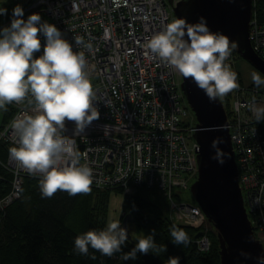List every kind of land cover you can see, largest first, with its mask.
Returning <instances> with one entry per match:
<instances>
[{"label": "built area", "instance_id": "1", "mask_svg": "<svg viewBox=\"0 0 264 264\" xmlns=\"http://www.w3.org/2000/svg\"><path fill=\"white\" fill-rule=\"evenodd\" d=\"M250 39L255 50L264 58V20L258 14L264 11V0H252ZM124 0H39L24 10L23 19L33 13L41 21L55 25L74 50L85 51L94 91L95 106L100 118L93 121L80 134H75V122L66 121L64 135L76 140L81 152L80 163H87L94 172L93 186L119 187L133 193L136 186L158 188L171 203L173 223L199 227L207 216L195 201L175 200L177 187L189 186L198 173L196 146L192 122L197 121L182 91L179 72L149 54L145 48L151 37L137 23L128 22ZM159 12L149 13V23L163 30L172 21L167 0L157 4ZM142 13L143 10L130 6ZM12 19V18H11ZM11 23V20H10ZM75 36L90 40L93 49L78 48ZM135 40H132V39ZM43 54L45 38L40 34ZM236 54L226 61L237 73L239 88L229 94L232 118L230 136L236 156L240 186L244 203L264 245V122L257 123L252 108L264 107V88L246 82L236 66ZM10 121L0 130V141L11 147L17 137L12 121L32 114L27 103L15 104ZM108 105V106H107ZM0 166L12 173L11 187L0 195V221L9 203L20 197L25 176L8 153ZM3 176V174H0ZM140 175V177H138ZM197 247L207 252L211 238L202 232L196 237Z\"/></svg>", "mask_w": 264, "mask_h": 264}, {"label": "clouds", "instance_id": "2", "mask_svg": "<svg viewBox=\"0 0 264 264\" xmlns=\"http://www.w3.org/2000/svg\"><path fill=\"white\" fill-rule=\"evenodd\" d=\"M7 13V8L0 7V16ZM23 16L24 9L17 4L12 9L10 25L0 29V110L6 112L7 105L26 102L32 113L12 121L18 146L10 147L9 155L29 175L42 177L41 198L50 199L58 191L69 196L87 195L94 180L93 169L80 163L76 140L64 132L66 121L75 122L78 135L100 118L89 62L85 51L74 50L62 32L42 22L38 13L26 20ZM40 34L45 43L43 54L37 57L34 54L42 48ZM74 44L89 52L93 49L91 41L83 36H75ZM235 47L227 35L211 31L203 16L197 23L174 19L145 43L149 54L190 79L213 102L239 88L237 73L226 63ZM251 78L257 87L264 86L260 74L253 72ZM252 111L257 123L264 122V107H253ZM212 147L217 149L215 141ZM214 158L224 162L218 149ZM171 237L175 245L190 243L188 234L175 226ZM127 240V229L119 221H112L102 230L76 236L74 251L88 256L91 248L111 258L121 252ZM153 251H167L166 247H157L154 233L138 238L131 252L122 258L135 260L137 253L148 255ZM241 255L249 258L247 253ZM169 264H179V257H169Z\"/></svg>", "mask_w": 264, "mask_h": 264}, {"label": "trees", "instance_id": "3", "mask_svg": "<svg viewBox=\"0 0 264 264\" xmlns=\"http://www.w3.org/2000/svg\"><path fill=\"white\" fill-rule=\"evenodd\" d=\"M11 14L12 9L5 18L0 16V29L7 26ZM258 14L264 20V11ZM233 50L236 53L235 57L239 58L236 49ZM229 98L228 94L222 100L231 119L232 106ZM7 108L8 111L3 112L0 129L14 113L12 104L7 105ZM9 147L7 142L0 141L2 158L7 157ZM0 174H3L0 175V195H2L11 187L9 182L12 173L0 167ZM41 178L25 176L20 197L10 203L1 214L0 264H169V257H179V261L183 264H220V244L216 236L218 231L207 218L199 227L175 224L169 217V212L163 211L157 203L136 192L126 193L119 187L98 188L92 185L91 192L87 195L69 196L66 192L58 191L50 199L41 198L39 189ZM113 191L124 192L122 210L131 213L135 219L129 223L132 237L122 246L121 252L111 258L91 248L88 256L76 253L74 251L76 236L93 229L102 230L107 226L109 201ZM120 224L122 226V223ZM173 226L188 234L189 244L173 243L171 237ZM198 231L207 233L211 238V247L207 252L197 247L195 236ZM153 233L157 247H166V252L153 251L149 254V262L139 253L135 260L126 261L122 258L131 252L138 238ZM92 256L95 259H92Z\"/></svg>", "mask_w": 264, "mask_h": 264}, {"label": "water", "instance_id": "4", "mask_svg": "<svg viewBox=\"0 0 264 264\" xmlns=\"http://www.w3.org/2000/svg\"><path fill=\"white\" fill-rule=\"evenodd\" d=\"M178 18L197 23L206 18L211 31H220L236 44V51L252 66L264 74V58L253 48L250 39L252 0H171ZM180 83L191 111L197 121L192 122V132L199 145H195L198 159V175L190 184L193 200L204 210L207 219L218 233L220 264H259L264 260V245L257 237L248 215L239 177L236 156L230 136L229 117L222 99L210 101L190 79ZM220 163L214 157L217 149ZM122 226L132 236L129 223L135 219L131 213H122ZM198 231L195 237H200ZM247 253L249 258L241 255ZM147 262L150 256L144 255ZM179 264L183 262L179 261Z\"/></svg>", "mask_w": 264, "mask_h": 264}, {"label": "rangeland", "instance_id": "5", "mask_svg": "<svg viewBox=\"0 0 264 264\" xmlns=\"http://www.w3.org/2000/svg\"><path fill=\"white\" fill-rule=\"evenodd\" d=\"M33 0H0V7H6L8 10V14H10L11 9H13L17 4L21 5L23 9H25L30 3H32ZM7 15L2 16V18H5ZM237 60L243 61L248 67L250 76L251 73L256 72L261 75L262 78H264V74L259 71L256 67L252 66V64L245 59L244 57H239ZM230 65V64H229ZM232 66V65H231ZM246 80L248 78L246 75H244ZM245 80V81H246ZM248 82V81H246ZM264 87V86H262ZM192 110V109H191ZM3 110H0V122L3 115ZM193 112V111H192ZM194 113V112H193ZM195 115V114H194ZM196 118V116H195ZM195 180V176L192 179L191 183ZM190 183V184H191ZM190 184L186 187H177L175 190L176 196L174 197L176 201L182 202L184 200L193 201V197L190 190ZM137 190L135 191L137 194L141 195L142 197L147 198L148 200L155 202L159 205V207L162 208L163 211H168L169 215H171V203L170 200L164 196V192L158 188H150L146 186H136ZM124 192L122 191H113L110 197L109 201V216H108V223L112 221H119L122 215V203H123V197Z\"/></svg>", "mask_w": 264, "mask_h": 264}, {"label": "bare ground", "instance_id": "6", "mask_svg": "<svg viewBox=\"0 0 264 264\" xmlns=\"http://www.w3.org/2000/svg\"><path fill=\"white\" fill-rule=\"evenodd\" d=\"M37 2V1H39V0H33V2ZM124 1H128V3L127 4H125L124 6H123V9L122 10H124V13H125V15H126V20L128 21V22H133V23H137L139 26H140V28H143L145 31H146V34L147 35H149V36H152V35H154L155 33H157V32H159V30H157V29H155L150 23H149V20L147 19L148 18V16H149V13H152V12H159L160 13V9L159 8H157V3L158 2H160V0H124ZM32 2V3H33ZM167 4H168V11H169V13L171 14V18H172V21L174 20V19H177L178 18V15H177V13H176V10H175V8H174V6H173V4H172V2H171V0H167ZM32 4L30 3V5H28L26 8H28V7H30ZM130 6H135L136 8H140V9H142L143 10V12L142 13H139V12H137V11H134V9L133 10H131L130 9ZM4 7V6H3ZM6 8V7H5ZM25 8V9H26ZM24 9V10H25ZM11 18H12V14H11V16L9 17V19L7 20V26H9L10 25V20H11ZM132 40H135L134 38L132 39ZM252 42V41H251ZM252 45V44H251ZM253 48H254V46H253ZM255 49V48H254ZM234 51V50H233ZM257 52V51H256ZM235 53V52H234ZM238 53V52H237ZM258 53V52H257ZM236 54V53H235ZM239 54V53H238ZM259 54V53H258ZM242 57V56H241ZM237 57H236V66H237ZM239 71V70H238ZM239 73H240V75H241V72L239 71ZM180 78H183V76L182 75H180ZM248 83H254V82H248ZM13 106H14V112H15V105L14 104H12ZM13 115H14V113H13ZM13 115H12V117H13ZM11 117V118H12ZM10 118V119H11ZM10 120L8 119V121L7 122H9ZM6 122V123H7ZM5 123V124H6ZM4 124V125H5ZM3 125V126H4ZM2 126V127H3ZM1 127V128H2ZM1 130V129H0ZM4 142V141H3ZM10 146V145H9ZM11 147V146H10ZM9 147V148H10ZM8 153H9V151H8ZM8 156V155H7ZM0 158L2 159V160H6L7 159V157L6 158H2L1 156H0ZM2 169H4L2 166H0ZM5 170V169H4ZM238 177H239V175H238ZM176 196V195H175ZM17 199V198H16ZM194 201V200H193ZM13 202V201H12ZM11 202V203H12ZM10 204V203H9ZM4 213V212H3ZM2 213V214H3ZM209 221V220H208ZM205 222V221H204Z\"/></svg>", "mask_w": 264, "mask_h": 264}, {"label": "crops", "instance_id": "7", "mask_svg": "<svg viewBox=\"0 0 264 264\" xmlns=\"http://www.w3.org/2000/svg\"><path fill=\"white\" fill-rule=\"evenodd\" d=\"M247 65L243 62V61H237V68H238V70L241 72V75H242V77L244 76V75H246V77L248 78V80H246L245 79V77H243L244 78V80H246V81H248V82H253L252 81V78H251V76H250V72H249V69H248V67H246ZM264 88V87H263Z\"/></svg>", "mask_w": 264, "mask_h": 264}, {"label": "flooded vegetation", "instance_id": "8", "mask_svg": "<svg viewBox=\"0 0 264 264\" xmlns=\"http://www.w3.org/2000/svg\"><path fill=\"white\" fill-rule=\"evenodd\" d=\"M257 237H259L258 234H257Z\"/></svg>", "mask_w": 264, "mask_h": 264}]
</instances>
